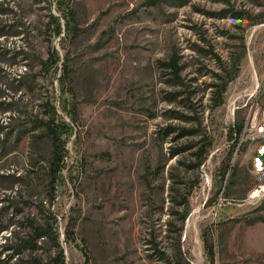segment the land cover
Listing matches in <instances>:
<instances>
[{"label":"rangeland","instance_id":"obj_1","mask_svg":"<svg viewBox=\"0 0 264 264\" xmlns=\"http://www.w3.org/2000/svg\"><path fill=\"white\" fill-rule=\"evenodd\" d=\"M148 1L0 0V264H264V0Z\"/></svg>","mask_w":264,"mask_h":264},{"label":"built area","instance_id":"obj_2","mask_svg":"<svg viewBox=\"0 0 264 264\" xmlns=\"http://www.w3.org/2000/svg\"><path fill=\"white\" fill-rule=\"evenodd\" d=\"M235 135V154L238 155L245 149L248 170L257 180L249 190L247 199H259L264 193V108H259L246 117L241 131Z\"/></svg>","mask_w":264,"mask_h":264},{"label":"trees","instance_id":"obj_3","mask_svg":"<svg viewBox=\"0 0 264 264\" xmlns=\"http://www.w3.org/2000/svg\"><path fill=\"white\" fill-rule=\"evenodd\" d=\"M153 1L154 0H149L148 2H153ZM56 20H58V17H56ZM58 28H59V32H61V24H58ZM167 66L172 68L174 75L176 76L179 75L181 67L179 66L177 58L175 56H173L171 61L167 63ZM235 76L236 74L231 75L229 80H232ZM227 84L228 82H225L222 85L221 95L226 91ZM218 103H221V101H219ZM44 124L46 127V134L50 136L52 140V146H53L52 157H51V164H52V169H53L52 178H55L64 163V157L66 155L65 142H64V139L62 138V132L59 130V124L55 123V119H52V122L44 121ZM242 125L243 124H240L238 125V127H234L232 129L231 135H230L232 139L236 137L235 133L238 134L241 131ZM32 225H33V230H34V235H33L34 239L31 240L32 241L31 248H37V244L35 243V241L38 238L45 236L48 233H47V230L42 225L35 224V223H33ZM205 245L208 249L209 255L211 256L213 260L214 251H213L212 246L206 240H205ZM161 254L163 256L162 258L170 259L167 253L163 252ZM62 255L63 253H61V256L57 258L56 264H64V260H63L64 256ZM181 259L186 260L183 254L181 256ZM170 264H180V260H176L175 262L170 261ZM186 264H190V262L186 260Z\"/></svg>","mask_w":264,"mask_h":264},{"label":"bare ground","instance_id":"obj_4","mask_svg":"<svg viewBox=\"0 0 264 264\" xmlns=\"http://www.w3.org/2000/svg\"><path fill=\"white\" fill-rule=\"evenodd\" d=\"M264 196V193H263V195H262V197Z\"/></svg>","mask_w":264,"mask_h":264}]
</instances>
